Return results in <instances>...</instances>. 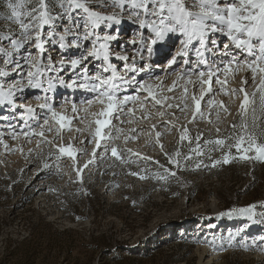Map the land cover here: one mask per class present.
I'll list each match as a JSON object with an SVG mask.
<instances>
[{"label":"rangeland","instance_id":"1","mask_svg":"<svg viewBox=\"0 0 264 264\" xmlns=\"http://www.w3.org/2000/svg\"><path fill=\"white\" fill-rule=\"evenodd\" d=\"M6 5L7 0H0V17L7 13ZM129 15L125 12L121 25L129 28L133 40L138 41L141 30ZM6 23L0 19V29L6 30ZM144 33L147 35L146 30ZM111 34L117 35V32ZM118 34L124 36L125 31L118 30ZM176 37L171 35L158 42L153 50L160 48L159 44L166 48L176 43V47ZM219 39L222 51L227 41L222 36ZM138 47L139 44L135 51ZM49 51L54 62L78 55L77 50L63 54L54 46ZM238 56L241 60L248 59L244 54ZM115 61L112 60L116 66L120 64L117 68L122 70L123 62ZM219 61V56H210V63L218 64ZM145 63L151 67L145 70L152 71L136 73V81L154 83L160 74L167 77L162 85L151 88L161 104H155L152 96L139 89L138 84L128 87L122 96L138 99L130 101L123 113L113 114L111 127L102 129L104 134L111 131L112 139L102 140L100 148H96V140L91 136L95 124L90 113L99 112L101 106L87 104L94 94L78 88L75 94L70 91L72 88L64 86L47 93L48 102L69 117L71 123L70 130L61 129L58 133L59 125L49 120L47 127L52 130L46 128L44 137L56 138V145L71 143L78 149L74 158L65 154L57 160L56 155L50 156L49 152H58V149L41 143V137L33 135L26 139L21 133L28 128L19 119L22 109L15 112L0 109V133H3L0 143V264H204L206 261L211 264V254L218 257L213 264H264V243L260 242V237L264 236V217L260 213L264 208L259 207L264 204V161L235 159L215 168L197 169L195 165L201 158L195 153L191 154V160H181V167L170 164L165 156L177 149L182 155H188L190 149L199 144L205 152L202 159L206 164L211 162L209 155L212 160L220 158L221 151L212 150L214 146L206 145L205 141L227 136L232 131L231 125L239 122L244 96L243 92L232 90L243 88L252 93L255 85L251 71L243 68L234 71L227 82L228 93L220 89L206 95L200 104L202 115L194 116L196 108L192 96L199 97L208 85L202 88L199 84L193 89L184 85L183 90L182 86L173 88L170 80L189 77L192 71L199 74L195 69V57L190 56L186 65L178 59L175 64L158 70L151 66L156 63L154 59L138 61L136 66L141 68ZM241 74H247V83H242ZM61 75L66 82L72 79L70 71ZM15 78V74L10 77ZM63 91L65 96L61 95ZM21 95L18 103L36 107L45 102L37 98L44 95L39 90L27 89ZM209 99L216 101L214 107H209ZM220 102L227 111L221 109ZM73 105L78 109L75 113ZM129 108L134 110L132 114H128ZM37 111L41 112L39 122L29 119L28 124L39 132L44 115L39 108ZM5 116L7 120L2 118ZM9 123L15 126L18 138H12ZM261 123L264 124V118ZM117 128L121 130L119 133ZM185 128L188 138L181 142ZM157 132L161 133L159 144L156 143ZM201 134L202 139L196 141V136ZM125 137L130 138L125 141ZM105 144L109 146L107 152ZM112 145L131 149L137 155L121 152L122 160L126 161L122 163L111 155ZM232 152L235 154V149ZM161 165L176 174L168 175L167 180L154 178L156 173L166 175ZM252 204L258 206L253 220L221 215ZM245 225L250 226L238 234Z\"/></svg>","mask_w":264,"mask_h":264},{"label":"snow or ice","instance_id":"2","mask_svg":"<svg viewBox=\"0 0 264 264\" xmlns=\"http://www.w3.org/2000/svg\"><path fill=\"white\" fill-rule=\"evenodd\" d=\"M6 7L7 13L0 17L7 22L6 30L0 29V109L7 108L12 112L22 109L19 119L25 122L28 130H22L21 134L26 139L33 135L39 136L41 143L52 145L54 150L58 149V152L50 151V156L56 155L57 160L65 154L74 158L78 149L71 143L67 146L56 145L54 144L56 138L48 140L44 137L46 128L48 131L52 130L47 127L49 120L59 125L56 129L58 133L61 129L70 130L71 123L69 117L58 112L52 103L48 102V92L54 91L57 86H64L94 94V98L88 100L87 104L89 107L94 104L101 106L99 112L90 113L94 117L95 124L91 136L96 140V148H100L102 140L112 139L111 131L104 134L102 129L111 127L113 114L123 113L124 107L130 101L138 99L128 95L122 96L128 87L138 83L135 78L136 73L150 67L145 63L143 67L137 68L138 61L150 60L154 45L165 41L171 35H176L181 47L168 61L169 66L175 64L178 58H184L187 64V57L191 52L195 56V69L201 66L206 69L199 71L196 81L190 78L188 80V83H199L202 88L208 85L199 97L192 96L196 108L194 116L198 113L202 115L200 104L204 97L212 92L213 78L215 77L216 83L225 88L230 70L239 71L241 68L250 70L255 90L252 93L246 92L243 88L232 90L243 92L244 96L239 108V122L231 125L232 131L227 136L205 141L206 145L214 146L212 150L221 151L220 158L212 160L209 155L208 159L211 162L206 164L202 159L205 157V152L197 144L195 149H190L188 155H182L179 149L172 155L165 153L169 163L181 167V160L185 162L191 160L192 153L201 158L195 165L197 169L215 168L229 164L235 159L264 161V124L261 123V119L264 118V0H7ZM109 9L111 11H108ZM125 12L130 13L128 18L141 30L140 39L131 41L133 45H140L136 55L131 58L113 53L111 50L112 42L118 38V26L122 23ZM144 30L147 31V35ZM113 31H116L117 35L111 34ZM221 36L227 41L223 44L222 51L219 40ZM52 46L63 54L77 50L78 55L75 58L54 62L49 51ZM232 48L239 50L248 59L241 60L238 55L232 53ZM216 54L221 58L229 59H220L218 64L210 63L209 56ZM113 57L123 62L122 70L112 62ZM129 59L131 64L128 63ZM93 64L95 74L90 75L89 65ZM65 71L72 73L69 82H66L61 75ZM13 74L17 78L10 79ZM188 75L190 77L191 74ZM220 75H224L226 79L221 81ZM205 77L207 79H204ZM257 78L258 84H256ZM138 88L152 96L155 104H161L150 87L138 83ZM27 89L44 93L37 98L45 102L36 107L18 103L17 101L22 98L21 94ZM225 92H227L226 88ZM207 103L210 108L216 105L214 99H209ZM220 107L227 111L223 102H220ZM37 108L44 115V123L40 125L39 132L28 124L29 119L39 122L38 117L41 112H38ZM72 111L74 113L78 111L75 105ZM133 111L129 108L128 114H132ZM2 118L8 119L7 116ZM217 118L219 119L218 115ZM152 127L155 128V125ZM9 128L12 129V138H18L19 134L15 131V126L9 123ZM120 131L116 129L117 133ZM217 131L219 132V129ZM160 135L161 133H156L157 144L160 143L158 139ZM2 136L3 133H0V143L3 142ZM129 138L125 137V141ZM187 138L185 128L181 133V142ZM195 139L199 142L202 134L197 135ZM108 147L107 144L104 145L105 152L108 151ZM233 149L235 154L232 152ZM161 150H163L162 145ZM121 152L137 155L132 153L131 149L111 146V155L124 163L126 161L122 160ZM95 154L94 148L93 158ZM144 159L150 158L144 157ZM73 162L75 163V160ZM43 166L48 167L47 164ZM161 168L164 166L161 165ZM79 171L77 169L78 176ZM164 172L166 175L156 173L154 178L167 180L168 175L176 174L168 168H164ZM140 178L147 177L140 176ZM257 207L256 204H252L234 208L221 215H237L253 220ZM259 207L264 208V204ZM260 215L264 217V212ZM249 226L245 225L244 228L239 229L238 234ZM260 242L264 243V236L260 237Z\"/></svg>","mask_w":264,"mask_h":264},{"label":"bare ground","instance_id":"3","mask_svg":"<svg viewBox=\"0 0 264 264\" xmlns=\"http://www.w3.org/2000/svg\"><path fill=\"white\" fill-rule=\"evenodd\" d=\"M129 35L131 36V33H129ZM123 37V35L122 34H118V38L115 40V41H117V48H115V49H112V47H111V50H112V52L113 53H118V54H121V55H127V56H129L130 58L131 57H133V56H135L136 54H135V49H136V45H133L132 43H131V41H133V38L131 39H127V40H119L118 41V39L119 38H122ZM160 45V48L161 49H165V47L163 46L162 47V45L163 44H159ZM158 48H159V46H158ZM158 48H157V50H158ZM166 48H168V45L166 46ZM118 49V50H117ZM158 55H160V53L158 52ZM219 55L217 54V55H215V56H212V57H214V58H217ZM220 59H221V57H220ZM225 59V58H224ZM129 61H131V59H129ZM129 64H130V62H128ZM120 64H118V66H119ZM92 66V65H91ZM162 66V65H161ZM153 67V66H152ZM203 68V66H201V68H199V69H196L198 72L201 70ZM150 71H152V70H144V72H150ZM164 71H166V70H164ZM233 72L234 71H229V75H228V77H227V82L230 80V78H229V76L231 75V74H233ZM192 73V74H191ZM190 74V77H186V78H181V77H175V78H172L171 80H170V83H171V85H174L175 84V87L177 86H182V89L184 90V85H186L189 89H193L196 85H199V83H188V80H189V78L192 80V81H196L197 80V77H198V73L197 74H195V72L194 71H192ZM146 74V73H145ZM166 74V73H165ZM242 75V78H243V80L244 81H246V83L249 81V79L247 78V74H241ZM220 77L221 78H219L221 81H224L226 78H225V76L224 75H220ZM249 77V76H248ZM154 79H156V78H154ZM167 79V77L164 75H162V74H160V76L154 81V83H152V82H150V81H143V82H138L139 80L141 81V79H138L137 80V82L138 83H144L145 85H147L148 87H150V88H156V87H159L160 85H162L164 82H165V80ZM204 79H207V78H204ZM213 79H215V77L213 78ZM241 81H242V79H241ZM227 82H226V85H225V88H228L227 87ZM138 83H134V84H132V86H134L135 84L137 85ZM212 83V82H211ZM211 88H212V92H211V94L213 93V92H215V90H220V89H223V91H224V89L225 88H222V86L220 85V84H217L216 83V80L214 81V84L211 86ZM158 92H161V91H158ZM230 92V91H229ZM228 93V92H227ZM210 94V93H209ZM208 94V95H209ZM158 95V94H157ZM206 98V97H205ZM205 98H204V100H205ZM67 109V108H66ZM135 129V128H134ZM135 131H136V129H135ZM134 131V132H135ZM232 219V218H231ZM256 229H257V227H256ZM202 253V252H201ZM211 260H212V262H211V264H213L214 262H215V260L216 259H218V257H217V255L216 254H211V258H210ZM207 262L208 261H206V263H204V264H207ZM201 264V263H200ZM203 264V263H202Z\"/></svg>","mask_w":264,"mask_h":264},{"label":"built area","instance_id":"4","mask_svg":"<svg viewBox=\"0 0 264 264\" xmlns=\"http://www.w3.org/2000/svg\"><path fill=\"white\" fill-rule=\"evenodd\" d=\"M136 52V51H135Z\"/></svg>","mask_w":264,"mask_h":264}]
</instances>
